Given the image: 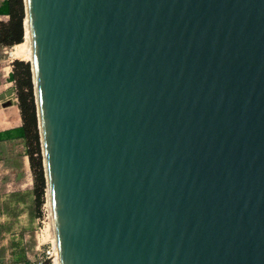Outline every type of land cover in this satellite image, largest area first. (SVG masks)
<instances>
[{
	"label": "water",
	"instance_id": "1",
	"mask_svg": "<svg viewBox=\"0 0 264 264\" xmlns=\"http://www.w3.org/2000/svg\"><path fill=\"white\" fill-rule=\"evenodd\" d=\"M59 264H264V0H23Z\"/></svg>",
	"mask_w": 264,
	"mask_h": 264
},
{
	"label": "crops",
	"instance_id": "2",
	"mask_svg": "<svg viewBox=\"0 0 264 264\" xmlns=\"http://www.w3.org/2000/svg\"><path fill=\"white\" fill-rule=\"evenodd\" d=\"M4 1L0 0V12H4ZM5 17L0 15V21ZM11 72V65L0 67V264H27L37 255L36 241L33 245L27 240L31 218L25 212L9 213L10 205L25 211L34 199L21 112L14 97V81L9 78Z\"/></svg>",
	"mask_w": 264,
	"mask_h": 264
},
{
	"label": "trees",
	"instance_id": "3",
	"mask_svg": "<svg viewBox=\"0 0 264 264\" xmlns=\"http://www.w3.org/2000/svg\"><path fill=\"white\" fill-rule=\"evenodd\" d=\"M4 12L0 15L8 17L5 24L0 22V45L10 47L23 42L24 5L23 0H5L1 6ZM9 78L14 81L19 110L23 125L22 137L25 139L29 166L33 176V192L36 205L40 207L45 186L42 156L37 128L36 107L34 102L30 66L28 63L14 61Z\"/></svg>",
	"mask_w": 264,
	"mask_h": 264
},
{
	"label": "built area",
	"instance_id": "4",
	"mask_svg": "<svg viewBox=\"0 0 264 264\" xmlns=\"http://www.w3.org/2000/svg\"><path fill=\"white\" fill-rule=\"evenodd\" d=\"M36 257L27 264H56L58 251L55 241L54 227H52V213L45 204L40 208L35 219Z\"/></svg>",
	"mask_w": 264,
	"mask_h": 264
},
{
	"label": "rangeland",
	"instance_id": "5",
	"mask_svg": "<svg viewBox=\"0 0 264 264\" xmlns=\"http://www.w3.org/2000/svg\"><path fill=\"white\" fill-rule=\"evenodd\" d=\"M24 17H25V15H24ZM0 22H3L6 24L8 22V17L6 16L5 19L3 21H0ZM23 29H24V27H23ZM13 46L5 47L3 45H0V67L5 68L7 65L12 66V63L14 61H19V60H12L11 59L10 53L12 51ZM10 61H11V63H9ZM20 62L27 63L30 61H27V62L26 61H20ZM14 86H15V83H14ZM32 88H33V84H32ZM14 97L17 100L16 87L14 88ZM17 102H18V100H17ZM40 155H41V148H40ZM29 175H30L29 177L31 179V183H33V176H32L31 170H29ZM32 188H33V184H32ZM46 191H47V189H46V181H45V186H44V190H43V194H42V200L40 203L41 205L39 208L36 205L35 196H34L33 201L30 204H27L25 206V208H24L25 211H23V209H18L16 206H13V205L12 206L10 205V207H9V213L10 214H23L25 212L26 214H28L29 218H31L30 228L28 229V239L27 240H28V243L33 244V245L35 244V239H34L35 228L33 229L34 218L36 219L38 213L40 212V208L42 207V205L43 204L46 205Z\"/></svg>",
	"mask_w": 264,
	"mask_h": 264
},
{
	"label": "bare ground",
	"instance_id": "6",
	"mask_svg": "<svg viewBox=\"0 0 264 264\" xmlns=\"http://www.w3.org/2000/svg\"><path fill=\"white\" fill-rule=\"evenodd\" d=\"M23 27H24V36H23V42L17 45H14L12 48V51L10 55L12 56L13 60H19V61H30L27 63H32V56H31V47H30V37H29V27H28V19L27 15H25L23 20ZM46 208L49 210L51 214V200L49 196V190L46 183ZM53 227V224H52ZM56 241V239H55ZM58 257V255H57ZM56 264H59V258L56 261Z\"/></svg>",
	"mask_w": 264,
	"mask_h": 264
}]
</instances>
